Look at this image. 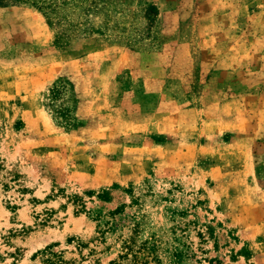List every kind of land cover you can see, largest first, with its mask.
I'll use <instances>...</instances> for the list:
<instances>
[{
  "label": "rangeland",
  "instance_id": "1",
  "mask_svg": "<svg viewBox=\"0 0 264 264\" xmlns=\"http://www.w3.org/2000/svg\"><path fill=\"white\" fill-rule=\"evenodd\" d=\"M0 264H264V0H0Z\"/></svg>",
  "mask_w": 264,
  "mask_h": 264
}]
</instances>
